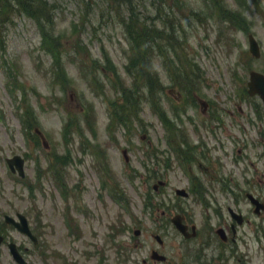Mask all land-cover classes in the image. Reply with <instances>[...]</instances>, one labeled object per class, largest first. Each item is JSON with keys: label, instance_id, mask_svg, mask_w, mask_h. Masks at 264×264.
I'll use <instances>...</instances> for the list:
<instances>
[{"label": "rangeland", "instance_id": "obj_1", "mask_svg": "<svg viewBox=\"0 0 264 264\" xmlns=\"http://www.w3.org/2000/svg\"><path fill=\"white\" fill-rule=\"evenodd\" d=\"M154 1L157 5L158 0H150L145 5L153 8ZM186 1L203 13L201 22L194 21V26L188 28L185 47L174 59H169L168 66L164 59L157 57L159 53H153L152 57L153 67L163 82L162 91L154 93V106L166 109L173 117L172 132L160 116L152 113L153 105L146 102L139 107L132 129L123 130L118 121L113 125V94L109 86L106 94H101L100 82L81 77V70L91 67L92 60H102L103 51L110 56L113 66L105 55L102 65L122 72L130 52L122 17L118 23L117 10L109 12L108 7V22L100 27L99 15L94 12L100 4L104 8L105 1L51 0L57 8L54 36L61 37L63 49L71 55L79 48V53L85 51L88 56L83 54L85 66L67 65L69 79L61 77L58 83L51 72L54 62L42 50L41 34L32 17L17 16L12 25L9 23L5 31H0V233L5 236L0 247V264H18L8 242L18 245L27 264H62L63 252L72 254L71 237L80 228L83 240L79 238L75 242L82 248L84 245L90 248L89 240H103L104 233L114 235L124 222L136 228L133 216L137 218L139 214L146 216L140 227L146 224L151 236L161 237L162 225L168 216L174 222L175 212L182 211L176 200L185 203L188 200L183 196L176 198L174 191L177 186L183 188L188 184L183 168L188 171L189 167L183 164L167 170L162 166L168 155L177 164L173 147L179 149L182 142L179 125L194 143L198 142L196 137H205L206 155L221 157L218 167L225 186H242L245 193L248 186L252 189L254 185L257 193L264 192V145L252 146L250 141L246 142L247 138L259 139L253 136L254 129L248 125L247 111L253 101L245 94L251 68L264 70L260 65H264V0H217L214 8L205 0ZM147 10L144 7L142 11ZM230 11L240 20L232 22ZM250 33L261 43L258 66L251 61L248 50ZM186 90L199 103V113L190 109V115H195L198 121L205 119L201 129L187 123L188 117L184 115H178L175 121L180 99L186 95L191 101ZM169 95L176 97L178 103H169ZM208 101L209 108L202 104ZM20 102L29 104L36 112L34 130L39 131L40 140L33 133L34 137L28 136L29 139L24 134L18 109ZM214 113L224 122H208L207 118H212ZM81 127L82 132L78 130ZM232 135L238 137V148L242 149L238 153L241 154L238 166L235 161L238 157L229 158L232 152H226ZM157 146L160 163L148 151ZM214 147L221 150H211ZM124 149L128 150L129 160L123 155ZM15 154L26 159L25 177L11 172L6 162ZM198 158L191 162L196 168L190 173L194 180V173L202 174L197 169L201 162ZM62 165L67 185L64 189L58 185L55 173L58 168L63 174ZM160 179L167 181L168 187L159 186L155 190L154 184ZM205 189L207 185L204 186L207 192ZM233 200L223 194L221 202L228 207ZM241 206L246 207L243 200ZM17 212L28 218L32 233L38 237L36 243L4 221L5 214L15 217ZM67 216L73 219L75 234L67 226ZM131 232V238L122 232L121 239L137 249L135 245L143 237ZM256 253L248 255L254 258Z\"/></svg>", "mask_w": 264, "mask_h": 264}, {"label": "trees", "instance_id": "obj_2", "mask_svg": "<svg viewBox=\"0 0 264 264\" xmlns=\"http://www.w3.org/2000/svg\"><path fill=\"white\" fill-rule=\"evenodd\" d=\"M149 1L105 0L107 5L102 8L100 4L94 12L99 15L98 20L101 27L102 23L108 22V7H110L109 12L117 10L118 23L122 17L124 35L127 36L130 45V52L122 72L119 69L107 68V65L103 66L99 59L92 60L91 67L86 71L81 70L83 79L100 82L102 88L109 86V90L116 91L114 93L117 99H112L113 120L132 122L138 116L142 102H148V99L153 98V92L162 86L160 74L152 64L153 53H159L157 57L163 56L166 61L168 56L172 58L177 53H181L180 50L185 47L184 44L188 38V28L194 26V21L201 22L200 16L203 13H199L198 9L186 0H158L157 5L155 1L152 3L153 8L145 5ZM205 1L209 2L212 8L217 6V0ZM144 7L148 8L146 13L142 11ZM56 10L57 8L51 3V0H0V31H5L9 23L12 25L17 16L32 17L37 22L42 47L52 55L55 64L60 63L63 55L66 64L79 63L85 66L83 54L85 53L88 57L85 51L79 53V48H77L76 52H73L74 55H71L70 51L63 49V43L60 42L61 37L54 36L56 34ZM237 16L236 13L229 12V17L232 20L238 18ZM229 17L228 19L231 20ZM102 55H105L106 60L113 66L110 56L105 51ZM56 74L63 80L68 77L64 66L57 68L55 76ZM91 85L92 83H90ZM117 91H121V93ZM20 118L24 130L31 133L37 122L36 112L29 104L24 105ZM86 118L89 121L87 113ZM35 137L40 140L37 134Z\"/></svg>", "mask_w": 264, "mask_h": 264}, {"label": "flooded vegetation", "instance_id": "obj_3", "mask_svg": "<svg viewBox=\"0 0 264 264\" xmlns=\"http://www.w3.org/2000/svg\"><path fill=\"white\" fill-rule=\"evenodd\" d=\"M253 187L245 190L246 197L250 193L257 202L253 205L247 198L245 208L241 206L240 197L232 194L228 196L234 199V203L224 206L222 191L211 186L207 192L203 187L197 192L199 196L206 193L208 200L197 201L189 194L187 203L176 200L182 211L175 212V215L177 218L181 216L184 229H177L173 225L174 218L168 216L162 225V236L156 237L157 240L148 232L146 224L140 227L146 216L140 215L139 210V216H133L137 221L136 228L124 222L121 230L114 235L104 233L103 240H89L90 248L85 245L82 248L75 242L79 238L83 240L80 228L71 237L70 249L73 252L70 256L63 252L62 264H264V192L261 195ZM202 205L207 206L206 212L202 210ZM148 208L144 209L150 211ZM197 215L199 217H195ZM132 230L135 235L143 237L135 245L137 249H133L129 241H122L120 236L125 233L131 238ZM93 231L96 229H91ZM253 251L257 252L254 258L248 255Z\"/></svg>", "mask_w": 264, "mask_h": 264}, {"label": "water", "instance_id": "obj_4", "mask_svg": "<svg viewBox=\"0 0 264 264\" xmlns=\"http://www.w3.org/2000/svg\"><path fill=\"white\" fill-rule=\"evenodd\" d=\"M262 93L264 94V92H262ZM9 162L11 165H13L15 163L17 165V167L20 169L21 174H24L23 173V166H22L23 165V159L20 156H17L13 159H10ZM21 217H23V216H21ZM7 220L13 221L10 217H7ZM18 226L21 230L26 231V232L28 231V227H27V224L25 221H23L22 225H18Z\"/></svg>", "mask_w": 264, "mask_h": 264}]
</instances>
